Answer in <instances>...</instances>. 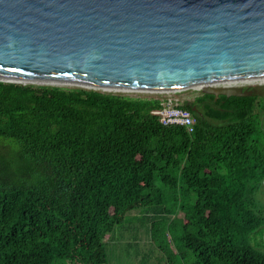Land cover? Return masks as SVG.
Returning <instances> with one entry per match:
<instances>
[{"label": "trees", "instance_id": "1", "mask_svg": "<svg viewBox=\"0 0 264 264\" xmlns=\"http://www.w3.org/2000/svg\"><path fill=\"white\" fill-rule=\"evenodd\" d=\"M160 105L0 81V264H110L137 209L167 264H264V95L183 101L193 132Z\"/></svg>", "mask_w": 264, "mask_h": 264}, {"label": "water", "instance_id": "2", "mask_svg": "<svg viewBox=\"0 0 264 264\" xmlns=\"http://www.w3.org/2000/svg\"><path fill=\"white\" fill-rule=\"evenodd\" d=\"M0 81L252 95L264 87V0H0Z\"/></svg>", "mask_w": 264, "mask_h": 264}, {"label": "rangeland", "instance_id": "3", "mask_svg": "<svg viewBox=\"0 0 264 264\" xmlns=\"http://www.w3.org/2000/svg\"><path fill=\"white\" fill-rule=\"evenodd\" d=\"M254 90L264 95V87L254 88ZM126 95L147 98L164 97V95ZM177 96L187 101L194 99L197 95ZM146 213L148 212L145 209L129 212L126 223L118 226L111 235L107 236L105 241L110 264H167L162 252L152 241L149 231L150 222L145 218ZM172 246L176 249L174 243Z\"/></svg>", "mask_w": 264, "mask_h": 264}, {"label": "built area", "instance_id": "4", "mask_svg": "<svg viewBox=\"0 0 264 264\" xmlns=\"http://www.w3.org/2000/svg\"><path fill=\"white\" fill-rule=\"evenodd\" d=\"M161 105L153 113L159 116L165 125L179 124L186 126L189 132L195 130L196 119L188 109L182 107L183 99L177 95L160 97Z\"/></svg>", "mask_w": 264, "mask_h": 264}, {"label": "bare ground", "instance_id": "5", "mask_svg": "<svg viewBox=\"0 0 264 264\" xmlns=\"http://www.w3.org/2000/svg\"><path fill=\"white\" fill-rule=\"evenodd\" d=\"M26 83H30V82H26ZM34 84H37V85H39L38 83H34Z\"/></svg>", "mask_w": 264, "mask_h": 264}]
</instances>
